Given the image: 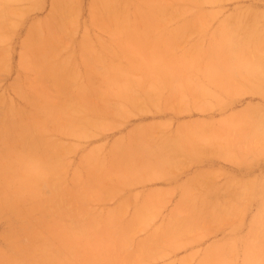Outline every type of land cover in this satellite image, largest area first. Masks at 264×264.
Masks as SVG:
<instances>
[{"label":"rangeland","instance_id":"rangeland-1","mask_svg":"<svg viewBox=\"0 0 264 264\" xmlns=\"http://www.w3.org/2000/svg\"><path fill=\"white\" fill-rule=\"evenodd\" d=\"M0 264H264V0H0Z\"/></svg>","mask_w":264,"mask_h":264},{"label":"bare ground","instance_id":"bare-ground-1","mask_svg":"<svg viewBox=\"0 0 264 264\" xmlns=\"http://www.w3.org/2000/svg\"><path fill=\"white\" fill-rule=\"evenodd\" d=\"M35 27V26H34ZM36 29V28H35ZM31 34V33H30ZM33 35V34H32ZM32 35H31V37H32ZM262 83V82H261ZM257 89V88H256Z\"/></svg>","mask_w":264,"mask_h":264}]
</instances>
